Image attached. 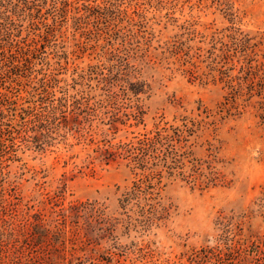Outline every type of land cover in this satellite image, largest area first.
Listing matches in <instances>:
<instances>
[{
    "label": "rangeland",
    "instance_id": "rangeland-1",
    "mask_svg": "<svg viewBox=\"0 0 264 264\" xmlns=\"http://www.w3.org/2000/svg\"><path fill=\"white\" fill-rule=\"evenodd\" d=\"M0 264H264V0H0Z\"/></svg>",
    "mask_w": 264,
    "mask_h": 264
},
{
    "label": "trees",
    "instance_id": "trees-1",
    "mask_svg": "<svg viewBox=\"0 0 264 264\" xmlns=\"http://www.w3.org/2000/svg\"><path fill=\"white\" fill-rule=\"evenodd\" d=\"M144 143V142H143ZM130 152V151H129ZM138 162L140 161V159L138 160V159H136Z\"/></svg>",
    "mask_w": 264,
    "mask_h": 264
}]
</instances>
